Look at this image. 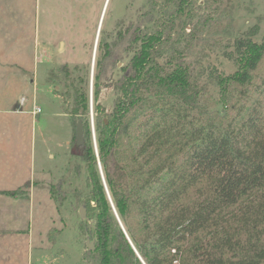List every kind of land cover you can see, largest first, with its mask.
<instances>
[{
    "label": "trees",
    "instance_id": "trees-1",
    "mask_svg": "<svg viewBox=\"0 0 264 264\" xmlns=\"http://www.w3.org/2000/svg\"><path fill=\"white\" fill-rule=\"evenodd\" d=\"M170 4L164 26L132 31L131 58L109 85L101 81L102 57L112 51L102 43L107 51L96 58L93 81L98 156L89 79L62 69L80 108L75 124L84 126V143L76 147L87 169L85 206L96 239L85 257L92 264H144L115 213L99 157L116 210L146 264H264V35L236 37L237 70L212 81L220 89L218 109L209 84L185 60L210 14L188 34V51L175 47L160 62L163 45L174 44L175 20L186 32L196 0H165ZM106 86L115 88L111 110L100 100ZM63 182L51 191L65 196Z\"/></svg>",
    "mask_w": 264,
    "mask_h": 264
},
{
    "label": "rangeland",
    "instance_id": "rangeland-1",
    "mask_svg": "<svg viewBox=\"0 0 264 264\" xmlns=\"http://www.w3.org/2000/svg\"><path fill=\"white\" fill-rule=\"evenodd\" d=\"M71 4L68 0H0V171L6 177H0V187L18 192L0 197V254L5 256L0 264H92L85 257L91 250L89 241L96 246L87 208L81 217L90 187L76 147L73 116L80 108L74 105L62 69L67 65L72 77L89 79L91 114L96 58L107 51L102 43L108 42L112 51V56L102 57L101 81L109 85L131 58L132 31L139 27L152 32L173 11V4L166 6L165 0ZM208 14L210 24L188 51V34ZM185 19L186 32L181 20H175L174 46L163 45L160 62L166 63L175 47L188 51L185 60L200 81L209 84L221 109L214 75L237 70L236 37L253 32V38L261 40L264 0H196L193 18ZM115 96L113 86L102 89L100 100L108 110ZM36 106L41 107L37 114ZM61 179L65 196L51 191ZM33 187L32 197L24 199Z\"/></svg>",
    "mask_w": 264,
    "mask_h": 264
},
{
    "label": "water",
    "instance_id": "water-1",
    "mask_svg": "<svg viewBox=\"0 0 264 264\" xmlns=\"http://www.w3.org/2000/svg\"><path fill=\"white\" fill-rule=\"evenodd\" d=\"M97 51H95V54H96ZM94 72V71H93ZM94 76V73L92 75V77ZM91 126H92V133H93V139H94V144H95V148H96V152H97V156H98V147H97V141H96V131H95V122H94V110H93V81H92V85H91ZM76 144L77 145H82L84 143V126H83V120H78L77 124H76ZM98 164H99V168H100V171H101V174H102V177H103V181H104V184H105V187H106V190H107V193L109 195V198L111 200V203L113 205V208L115 210V213L118 217V220L125 232V234L127 235L129 241L131 242L133 248L135 249V251L137 252V254L139 255V257L141 258V260L143 261L144 264H146L145 260L143 259V257L140 255L139 251L137 250L136 246L134 245L133 241L131 240L128 232L126 231L121 219H120V216L116 210V207L113 203V200L111 198V195H110V192H109V189H108V186H107V183H106V180H105V176H104V173H103V169H102V165H101V161H100V158L98 157ZM86 215V207H81V217L84 218V216ZM88 246L90 249H95V244L93 241H89L88 243Z\"/></svg>",
    "mask_w": 264,
    "mask_h": 264
},
{
    "label": "crops",
    "instance_id": "crops-1",
    "mask_svg": "<svg viewBox=\"0 0 264 264\" xmlns=\"http://www.w3.org/2000/svg\"><path fill=\"white\" fill-rule=\"evenodd\" d=\"M0 174H1V175H0L1 178L5 177V175H3V172H2V171H0ZM5 178H6V177H5ZM5 178H4V179H5ZM34 188H35V187L30 188V189H29L30 191H28V194L25 195V196H23V198H24V199H25V198H31V197H32V194H33L32 191L35 190ZM10 189H13V188H1V187H0V197H3V196H9V195H4V194H3V191H4V190H10ZM15 231H17V230H15ZM18 231H19V230H18ZM3 254H4V252H1V254H0V260H4L5 256H4Z\"/></svg>",
    "mask_w": 264,
    "mask_h": 264
},
{
    "label": "flooded vegetation",
    "instance_id": "flooded-vegetation-1",
    "mask_svg": "<svg viewBox=\"0 0 264 264\" xmlns=\"http://www.w3.org/2000/svg\"><path fill=\"white\" fill-rule=\"evenodd\" d=\"M69 1V3L71 4L72 2H73V4H71V5H76L80 0H68ZM77 6H78V4H77ZM101 15L102 14H99V16H98V19H99V21H100V19H101Z\"/></svg>",
    "mask_w": 264,
    "mask_h": 264
},
{
    "label": "built area",
    "instance_id": "built-area-1",
    "mask_svg": "<svg viewBox=\"0 0 264 264\" xmlns=\"http://www.w3.org/2000/svg\"><path fill=\"white\" fill-rule=\"evenodd\" d=\"M22 102H25V99H23ZM39 112H41V107H37V106H36V107H35V110H34V113L37 114V113H39Z\"/></svg>",
    "mask_w": 264,
    "mask_h": 264
}]
</instances>
